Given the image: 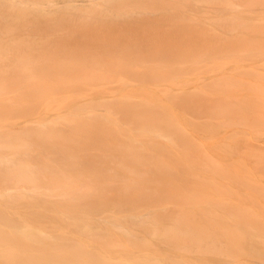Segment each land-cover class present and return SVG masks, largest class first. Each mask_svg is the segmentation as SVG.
Segmentation results:
<instances>
[{
  "label": "bare ground",
  "instance_id": "obj_1",
  "mask_svg": "<svg viewBox=\"0 0 264 264\" xmlns=\"http://www.w3.org/2000/svg\"><path fill=\"white\" fill-rule=\"evenodd\" d=\"M5 1L23 4V0ZM104 1L111 2L63 0L56 3L60 6L52 11L59 13L48 21L43 18L46 10L42 8L46 0H34L41 7L38 9L32 6L18 9L17 16L23 21L15 24L33 29L29 35L44 34L49 38L58 30H64L68 33L64 38L74 46L60 45L56 47L59 54L54 55V50L51 52L54 54L49 55L36 54V46L28 42L17 44L10 47L14 60L9 67L13 71H0V122L8 117L24 118L13 128L0 125V264H140L136 259L112 258L95 249L122 246L119 235L128 237L129 243L141 251L163 243L170 249L198 252L200 257L235 258L237 254H244L258 261L257 264H264V231H258L256 223L242 222L240 218L235 221L232 227L238 230L227 233L230 246L222 249L218 237L224 233H205L195 221H182L178 218L182 215L168 212L165 207L151 210L152 202L173 195L166 187L157 194L146 193L137 183H179L182 175L177 172L185 175L197 165L214 170L219 167L204 158L172 123L171 117L153 108L148 98H140L131 90L120 93L115 89H109V93L103 90L105 94L100 97L80 98L81 92L76 90L78 98L70 101L60 89L38 86V82H62L52 77L69 74L72 69H89V66L97 69L99 65L114 63L123 73L128 70L130 79L142 83L141 90L145 92L146 82L161 79L162 75L150 72L149 68L139 71L132 66H149L158 56L167 57L169 63H183L181 58L193 49L187 45L189 48L184 50L181 42H203L202 53H212L223 46L207 43L214 41L221 45L223 40H229L223 38L224 35L241 42L264 37V30L257 29L249 20L243 21L236 13L230 23L228 18H222L227 10L234 11V0H175L159 3L161 7L151 0V7L146 8L150 9L149 14L163 6L169 11L172 8L185 11L200 2L212 4L222 9V13H217L219 22L215 26L221 31L218 33L209 24L206 29H197L187 25L184 15L166 11L162 19L150 18V25L157 26L158 31L162 28L169 37L167 43L153 39L150 42L153 50L139 45L120 46L117 42L120 39L114 38V33L130 27L138 31L141 27L139 20L133 21L130 27L118 22L129 6L126 4L134 5L137 12L143 7L125 0L122 6L101 10L99 7ZM242 2L248 8L264 6V0ZM147 3L141 1L143 6ZM3 12L0 5V13ZM5 20L0 16V36L11 29ZM166 25L171 28H165ZM179 26L193 28V31H181ZM125 51L136 58L120 57L117 61L104 62L92 54ZM161 73L164 78L173 75L167 68ZM40 75L44 80L38 79ZM97 75L105 73L97 72ZM179 103L190 105L184 96L179 97ZM62 104H68L72 113L62 114ZM42 109L45 116L32 118ZM132 130L171 139L184 150L185 159L168 162L157 154L145 152L135 134L131 136ZM222 209L228 213L236 210ZM184 213L186 218L191 217L190 212ZM191 214L196 219V214Z\"/></svg>",
  "mask_w": 264,
  "mask_h": 264
},
{
  "label": "rangeland",
  "instance_id": "obj_2",
  "mask_svg": "<svg viewBox=\"0 0 264 264\" xmlns=\"http://www.w3.org/2000/svg\"><path fill=\"white\" fill-rule=\"evenodd\" d=\"M61 1L63 0H46L47 3L42 6L46 10L44 17L42 16L46 21L59 13V11H52L60 6L56 3ZM133 1H135V5L140 8L143 7L139 12H137L138 9L133 8L134 5L126 4L125 0L104 1L99 7L100 9H113L122 6V4L129 5L124 6L126 11L124 16H121L122 20H118V22L120 21L119 23L126 25V27H130L129 25L135 20H139L141 23L138 31L131 29V27L129 29L124 27V30L113 34L114 38L120 39L117 41L120 46L134 47V45H139L153 50L150 43L153 39L167 43L169 37L164 34L162 28L161 31H158L156 30L157 26L150 25V18L159 17L162 19L161 16L166 11L184 15L183 18L186 19L187 25L197 29H206L208 24L215 27L219 22L217 13H222V9L212 4L200 2L191 5L185 11H179L175 8L169 11L167 7L163 6L155 13L149 14L150 9L146 8L151 7V0H145L148 2L147 6L141 4L142 0H132L131 2ZM155 1L156 6L161 7L159 3L175 0ZM234 2L236 3L234 11L227 10L221 15L222 18H228L227 21L230 23L231 16L236 13L241 16L243 21L249 20L254 27L264 30L263 5L248 8L244 6L242 0H234ZM0 5L4 10L2 14L0 13L1 20L6 19L5 23L10 24L11 29H13H7L8 32L0 36V71H13V68L9 67L14 60L10 47L17 44L28 42L32 47L36 46V54L45 52L49 55L54 54H51L54 50V55H57L56 47L60 45L62 47H67L68 44L74 46L73 42H68L64 38L68 36L64 30H58L54 34L55 36L49 38H46L48 35L44 34L35 37L29 35L33 29L18 27L15 24L23 21V19L20 21L17 16V13H20L19 8L28 9L32 6L38 9L40 7L38 3H34V0H23V4L20 5H13L11 2L3 0L0 1ZM62 11L66 12V10L60 12ZM42 24L44 25V22ZM179 27H182L181 31H193V28ZM165 28H171V25H166ZM216 30L219 33L221 28H216ZM130 37L132 38L130 39ZM222 37L229 40H223L221 45H217L214 41L207 43V45L214 47L223 46V48L213 50L212 53H202L203 48H205L203 42H196L195 40L181 42L184 50L189 48L187 45H190V50L193 49L189 55L180 57L183 63H169L167 57L158 56L149 66H132L131 68L139 71L149 68L150 72L162 75L161 79L148 80L145 85V92L141 90L142 83L130 79L127 75L128 70L123 73V70H120L122 68L117 67L114 63H109L107 66L99 65L97 69L90 66L89 69H72L69 74L52 77L61 79L62 82L50 80V82H38V86L60 89L64 91L63 95L67 94L70 97V101L78 98L76 90L81 92L80 98L82 96L100 97L105 94L102 92L103 90H107L109 93V89H115L120 93L131 90L137 93L140 98H148L150 105L158 112L168 114L172 123H175L187 141L196 146L204 158L219 168L214 170L197 165V168L186 171L185 175L177 172V174L182 175L179 183H152L151 181V183H137V185L146 193L151 194H157L161 192L160 189L163 190L166 187L173 196L164 200L161 199L159 202H152L151 210L159 211L165 207L168 212L182 215V217H178L182 221H186V219L195 221L194 223L201 225V230L205 233H224L218 238L221 241L219 246L225 249L230 246L227 242V233L238 230L232 227L235 221L241 219L242 222L256 223L258 224V231H264V170H261L264 169V37L241 42L231 40L230 35ZM196 46L198 47L195 48ZM78 54L81 56L84 53ZM92 54H94V58L104 62L105 60L117 61L120 57H127L129 60L136 58L131 57L130 53L128 54L126 51L123 53ZM140 55L143 56L144 54ZM164 63L169 66L165 67ZM166 68L173 75L164 78L161 72H165ZM97 72L99 74L103 72L105 75L98 76ZM38 79L44 80L42 75L38 76ZM10 83L8 84L10 85ZM183 96L185 101H190V105L179 103V97ZM61 108V113L64 115L72 113L68 104H62ZM43 116H45L44 109L32 118ZM22 117H8L3 119L0 125L1 127H15L24 119ZM128 127L133 128L132 125H128ZM133 134H135L140 145H143L142 149L144 148L145 152L157 154L168 162L183 161L186 157L184 150L171 139L167 138L166 140V137L158 136L155 133L142 134L132 130L131 136ZM221 207L235 208L237 214L235 215L231 210L229 213L225 212L223 209L221 210ZM184 212H190L191 217L189 218L192 219L186 218ZM191 213L196 214V219H193ZM117 238L119 242H122V246H116L109 250L100 246L95 247V249L102 253L105 252L106 256L112 258L124 256L136 259L135 261L140 264L258 263V261L244 254H237L238 256L235 258L218 255L200 257L198 252L189 253L170 249L162 245L163 243L141 251V248L133 247L129 243L128 237L119 235Z\"/></svg>",
  "mask_w": 264,
  "mask_h": 264
}]
</instances>
